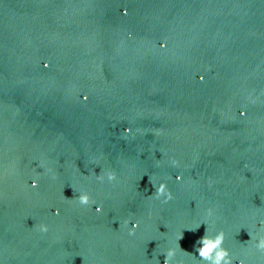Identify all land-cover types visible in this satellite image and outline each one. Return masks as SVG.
Instances as JSON below:
<instances>
[{
    "label": "water",
    "instance_id": "95a60500",
    "mask_svg": "<svg viewBox=\"0 0 264 264\" xmlns=\"http://www.w3.org/2000/svg\"><path fill=\"white\" fill-rule=\"evenodd\" d=\"M262 215L264 0H0V264H163L207 226L264 264Z\"/></svg>",
    "mask_w": 264,
    "mask_h": 264
},
{
    "label": "clouds",
    "instance_id": "9594fccd",
    "mask_svg": "<svg viewBox=\"0 0 264 264\" xmlns=\"http://www.w3.org/2000/svg\"><path fill=\"white\" fill-rule=\"evenodd\" d=\"M160 47H164V44L162 43ZM82 99H87V95L85 94ZM241 115H243V113H241ZM128 132L129 129L125 127L123 129V133L127 134ZM170 163L174 167L178 165V162L175 159H172ZM46 171L48 170L46 169ZM96 179L101 181L106 179L108 182H113L116 180V174L110 169H100V172L96 175ZM148 179L155 189V191L149 197L160 199L162 203H166L173 198V193L169 190L165 179H161L159 182H156V180H154V178L150 175H148ZM175 179L180 181L181 176L177 174ZM36 182V178H33L30 186L35 187ZM71 188L74 193L73 197L66 198L62 191V197L64 199L73 201L83 207H90L91 205L95 204V211H101L100 205L95 203L87 190L80 189L76 191L72 186ZM55 211L56 210H54V212ZM211 214V210H209L208 215ZM124 223L127 225L128 221L125 220ZM255 223L258 231L256 233L247 231L250 239L243 244H251L252 247H254L257 251L264 253V215L258 218ZM200 224L201 222H198L194 226L189 227L188 230L195 231L200 226ZM36 227H38V230L41 233L47 232L48 230L47 225L44 223H40ZM136 227L137 223L133 221L131 223V227L128 228L130 235L133 234ZM182 238L183 233L180 231L176 235L174 245L163 250V264H182V262L174 260L177 251H179L183 256L190 258L193 261V264H233L234 261L236 264H245L243 259L234 256L227 248L223 246L225 238V233L223 230H212L210 232L209 227L207 226L204 235L201 236L194 245L195 255L192 252L180 248L178 241ZM156 264H159L158 260L156 261Z\"/></svg>",
    "mask_w": 264,
    "mask_h": 264
}]
</instances>
